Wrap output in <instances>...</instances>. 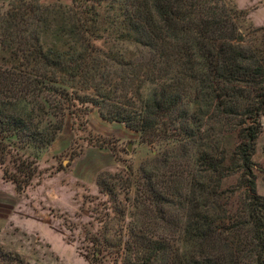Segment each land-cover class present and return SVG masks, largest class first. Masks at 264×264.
I'll return each instance as SVG.
<instances>
[{
  "label": "trees",
  "instance_id": "obj_1",
  "mask_svg": "<svg viewBox=\"0 0 264 264\" xmlns=\"http://www.w3.org/2000/svg\"><path fill=\"white\" fill-rule=\"evenodd\" d=\"M57 2L20 0L0 15V45L13 61L0 63L4 178L23 192L68 115L95 107L156 154L136 174L97 181L111 213L91 239L92 264H264L253 162L264 117V28L260 40L245 33L242 12L226 0ZM48 13L61 49L42 43Z\"/></svg>",
  "mask_w": 264,
  "mask_h": 264
},
{
  "label": "rangeland",
  "instance_id": "obj_2",
  "mask_svg": "<svg viewBox=\"0 0 264 264\" xmlns=\"http://www.w3.org/2000/svg\"><path fill=\"white\" fill-rule=\"evenodd\" d=\"M37 1L42 6L60 5L57 0ZM226 1L242 12L241 29L260 40L261 35L255 33L264 28V0ZM17 3L20 0H0V15ZM61 5L69 7L70 3ZM48 17L42 43L61 49L56 15L48 13ZM9 52L0 45V63H13ZM226 144L231 153L232 136ZM155 154L133 130L105 121L98 108L75 107L56 141L39 156V174L23 192L4 178L0 167V264H92L91 239L106 224L105 215L110 212L108 196L100 192L97 181L106 173L136 174ZM253 162L257 190L264 199V117ZM235 179L225 180L229 193ZM115 192L118 199L125 197L124 188L118 189L117 184ZM231 197L229 210L237 203V194ZM125 198L129 203V196Z\"/></svg>",
  "mask_w": 264,
  "mask_h": 264
}]
</instances>
